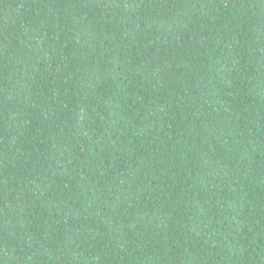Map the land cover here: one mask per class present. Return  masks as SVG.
Listing matches in <instances>:
<instances>
[{
	"label": "trees",
	"instance_id": "16d2710c",
	"mask_svg": "<svg viewBox=\"0 0 264 264\" xmlns=\"http://www.w3.org/2000/svg\"><path fill=\"white\" fill-rule=\"evenodd\" d=\"M0 264H264V0H0Z\"/></svg>",
	"mask_w": 264,
	"mask_h": 264
}]
</instances>
